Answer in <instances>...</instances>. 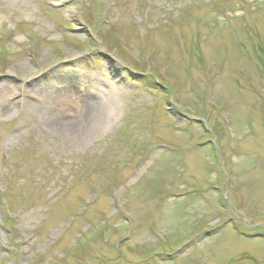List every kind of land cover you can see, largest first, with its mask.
I'll list each match as a JSON object with an SVG mask.
<instances>
[{"label": "rangeland", "instance_id": "374dc122", "mask_svg": "<svg viewBox=\"0 0 264 264\" xmlns=\"http://www.w3.org/2000/svg\"><path fill=\"white\" fill-rule=\"evenodd\" d=\"M0 264H264V0H0Z\"/></svg>", "mask_w": 264, "mask_h": 264}, {"label": "bare ground", "instance_id": "6f19581e", "mask_svg": "<svg viewBox=\"0 0 264 264\" xmlns=\"http://www.w3.org/2000/svg\"><path fill=\"white\" fill-rule=\"evenodd\" d=\"M87 119H88V118H87ZM88 120H90V118H89Z\"/></svg>", "mask_w": 264, "mask_h": 264}]
</instances>
